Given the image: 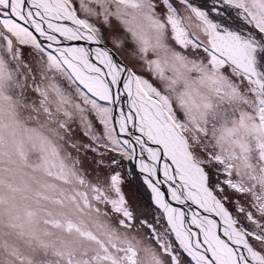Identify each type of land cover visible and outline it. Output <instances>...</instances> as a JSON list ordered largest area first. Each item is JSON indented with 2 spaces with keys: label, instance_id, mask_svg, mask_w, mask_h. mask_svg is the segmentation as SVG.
I'll return each instance as SVG.
<instances>
[{
  "label": "rangeland",
  "instance_id": "374dc122",
  "mask_svg": "<svg viewBox=\"0 0 264 264\" xmlns=\"http://www.w3.org/2000/svg\"><path fill=\"white\" fill-rule=\"evenodd\" d=\"M65 1L103 32L186 136L212 192L205 196L200 185L188 193L196 195L191 210L207 206L201 214L225 224L230 212L264 260V207L255 198L263 192L264 204V0ZM4 15L0 11V264H196L175 238L171 213L163 212L116 135L109 103L91 99L96 115L88 117L84 108L67 106L72 88H61L54 76L67 82L70 71L29 28ZM18 43L27 48L24 58L40 67L35 77L25 74L27 63L15 66ZM30 45L40 47L37 59ZM35 78L37 96L30 98ZM70 117L88 128L83 135L91 147L109 149L119 167L101 161L103 167L89 173L84 157L73 168L66 153L86 150L75 141L81 134L73 132ZM115 170L126 190L118 201L117 182L100 190ZM209 225L216 230L214 221ZM219 242L220 256L236 259L231 244ZM243 256L230 264L259 263Z\"/></svg>",
  "mask_w": 264,
  "mask_h": 264
},
{
  "label": "water",
  "instance_id": "95a60500",
  "mask_svg": "<svg viewBox=\"0 0 264 264\" xmlns=\"http://www.w3.org/2000/svg\"><path fill=\"white\" fill-rule=\"evenodd\" d=\"M0 7L7 10L16 21L29 28L40 43L59 58L74 80L89 95L109 103L118 138L131 153L132 163L143 175L153 196L158 198L156 188H163L175 197V199L162 197L161 209L166 215L173 214L175 210L182 212L180 217L185 219L182 222L184 224L179 226L174 222L176 230L174 228L172 230V222L169 218L170 227L178 244L196 264H230L233 260L244 258L243 255L249 258L251 252L261 257L259 262L264 264L262 256L250 247L244 232L233 223L230 212L225 214L227 224L222 223V218L217 216L212 218L214 216L210 212L211 218L201 214V212L205 213L204 210L208 211L207 206L197 211L191 210L195 207V194L190 195L189 201L191 202H189L184 201V198L176 193L179 192L177 187L182 185L177 173L165 175L162 172L165 168L163 160L171 153L174 156L171 160L174 167L181 161L188 175L199 177V184L195 185L193 191L199 192L196 188L204 185L205 191L211 192L207 186L206 174L202 166L195 161L186 136L176 125L170 113L145 90L131 66L116 50L104 43L83 20L77 17L65 0H0ZM147 101H153L155 106H149ZM146 111L151 115L155 112L159 116V119H156L158 122L160 117L166 113L176 125L179 142L177 143L176 139L173 140L169 132L162 130L165 138L170 137L172 144L167 143V148H165L161 145L163 141L156 137L152 143L157 148L156 153L154 155L152 152L144 153L146 162L141 163L139 159L141 151L135 139L139 128L146 120L144 118ZM185 170L184 173L187 174ZM190 211L197 215V221L190 222ZM171 214L170 217H172ZM172 219L174 221L173 217ZM213 221L217 224L215 225L217 235L210 237L203 223L206 222L209 227ZM237 237L241 244L235 241ZM219 241H227L231 244L236 259L233 257L223 259L219 255L222 252L219 249L222 245ZM238 248L242 252H239Z\"/></svg>",
  "mask_w": 264,
  "mask_h": 264
},
{
  "label": "trees",
  "instance_id": "16d2710c",
  "mask_svg": "<svg viewBox=\"0 0 264 264\" xmlns=\"http://www.w3.org/2000/svg\"><path fill=\"white\" fill-rule=\"evenodd\" d=\"M0 11H2L4 14H6V15H4L5 17H7V18H11V19H13L11 16H10V14H9V12L7 11V10H5V9H3V8H1L0 7ZM3 20V19H2ZM13 21H15V20H13ZM16 22V21H15ZM86 22H88V26L91 28V29H93L96 33H98V37L101 39V40H103L104 42H106V44L108 43V45L109 46H111V44H109V43H111L110 41H108L107 40V38L106 37H103L102 36V31L97 27V26H94L90 21H89V19H86ZM9 45V44H8ZM32 46V47H31ZM8 47V46H7ZM35 47V46H34ZM112 47V46H111ZM16 56H14V64H15V66H17L19 69H20V66L22 65V64H24V65H26V63H27V65H26V71H25V74L26 75H34V77H35V70L37 69H40V67H38L37 66V64L36 65H34L33 63H35L34 62V59H30V60H26L25 58H24V56H25V51H26V47H23V45H21V44H16ZM29 48V52L31 53V54H34L35 55V52H34V50L35 49H39L40 47H39V45H36V47L35 48H33V45H30V47H28ZM113 48V47H112ZM14 49V48H13ZM114 49V48H113ZM116 50V49H115ZM55 55V54H54ZM55 57L57 58V56L55 55ZM35 59H37L36 58V55H35ZM58 59V58H57ZM17 61H19L18 63H17ZM27 61V62H26ZM16 73V72H15ZM19 74H21V72L19 71ZM21 75H23V74H21ZM54 76V75H53ZM56 79H57V81H58V83H59V86L61 87V85L62 86H64V87H66V86H69V87H71L72 88V94H70V93H67V95L69 96V98H70V103H68L67 104V106L69 105V106H72V108H79V109H82V108H84V110L86 111V116L87 115H96L95 114V112H94V109L91 107V103L89 102L91 99L93 100V101H95V102H97V103H99V104H102V102L103 101H100V100H97V99H95L94 97H91L89 94H87L81 87H80V85L73 79V77L72 76H70V78L67 80V82H66V78H60V77H58V76H54ZM30 78V77H29ZM28 78V79H29ZM139 80H140V82H141V80L142 79H140L139 78ZM22 82V81H21ZM35 83V84H34ZM37 84V81H36V78H35V80H33L31 83H30V88H29V92H31V93H33V94H31V95H29V97L30 98H32V97H36L37 96V94L35 93V85ZM62 88V87H61ZM145 88V87H144ZM21 94H22V96H24L25 94H23V92H21ZM38 98V97H37ZM84 99V100H83ZM37 100V99H36ZM20 101H23L22 99H20ZM22 103V105H23V102H21ZM36 103V102H35ZM107 103V102H106ZM24 104H25V102H24ZM218 105V108H219V111H220V113H218V114H221L222 112H224L223 110H221L220 109V105L219 104H217ZM222 105V104H221ZM79 106V107H78ZM107 106L109 107V105L107 104ZM222 107L224 108V106L222 105ZM110 108V107H109ZM226 110V109H225ZM110 113V112H109ZM111 114V113H110ZM109 114V115H110ZM88 117V116H87ZM68 120H69V123L70 122H72V124H70L71 126H75L77 129L76 130H74L73 132H75V135H78V133L80 132V136H79V138L78 139H76L75 141H78L79 143H80V145L82 146V147H84V149L86 150V152L85 153H83V152H81L80 153V151H78V153H76V152H73V153H76V154H68V153H66V156L67 157H69V155L70 156H72L73 158V160H74V162H73V164L72 165H74L73 166V168L74 169H77V166L78 167H80L78 164H76L75 163V159H81V160H83L84 159V157L85 158H87L88 160H89V162H90V166H89V169H87V171L90 173L91 172V170H92V168H93V166H94V169H99L100 167H103V166H101V161H103V162H105V163H110V164H108V166H110V167H114V169H115V167H119L118 166V164H117V160H118V158H117V160H115V159H113V155H112V152H109L110 150L109 149H104V150H102V151H104V152H98V151H96V150H101V149H97V148H92L91 147V143H90V141H89V139L87 140L86 138H85V136L83 135L86 131H89L88 130V128H79V125H75V120H72V118L70 117V118H68ZM77 122H78V120H77ZM58 124H61L62 125V127L63 128H66L65 126H64V124L63 123H61V122H58ZM67 126V125H66ZM113 127H114V125H113ZM58 128V130H59V126L57 127ZM114 129V131H115V128H113ZM61 133H62V131H61ZM115 133H116V131H115ZM117 135V134H116ZM88 136V135H87ZM119 146V145H118ZM64 149V148H63ZM118 151H122L121 150V148H119L116 152H118ZM123 152V151H122ZM80 153V154H79ZM66 159V158H65ZM119 161V160H118ZM227 162H228V160H227ZM227 162L226 163H224V165L226 166L227 165ZM59 164H62V163H59ZM77 165V166H76ZM62 166H64V165H62ZM62 166H60V168L59 169H61L62 168ZM82 168V167H81ZM52 172V171H51ZM112 173H110L109 172V174H108V176H107V180H105V183H103V185H101L102 187L100 188V190L101 189H103V188H106V187H109V185H113L115 182H117L118 183V186L116 187V190L114 191V199L115 200H123V197H124V195H126V190H125V187H122V185H121V183L123 182V180H122V177L120 176V174L115 170V171H111ZM97 173V172H96ZM53 174V173H52ZM54 175V174H53ZM54 177H56V178H58L57 177V175H54ZM140 178V177H139ZM129 181V178L127 179V182ZM140 181L142 182V179L140 178ZM133 187H135L134 185H133V183L131 184ZM140 185H141V187H142V183H140ZM137 186V185H136ZM232 187L234 188V184H232ZM95 188V187H94ZM110 188H114L113 186H110ZM142 189H144V188H142ZM145 190V189H144ZM96 191V190H95ZM96 193L98 194V192L96 191ZM262 196H263V192H261V193H257L256 195H255V198H256V200H258V202H259V207H264V204L262 203ZM56 197V196H55ZM61 197H63V196H61ZM98 197V196H97ZM114 206H117V204H116V201H114ZM234 219L236 220V218L234 217ZM137 223V222H136ZM136 223H134V224H136ZM237 227L241 230V229H244L243 227H241L240 225L238 226L237 225Z\"/></svg>",
  "mask_w": 264,
  "mask_h": 264
},
{
  "label": "bare ground",
  "instance_id": "6f19581e",
  "mask_svg": "<svg viewBox=\"0 0 264 264\" xmlns=\"http://www.w3.org/2000/svg\"><path fill=\"white\" fill-rule=\"evenodd\" d=\"M147 102H148L149 106H151V107L155 106V103L153 101H147ZM151 116H152V118H151ZM144 118L146 120L144 121L142 126L139 128L138 133L136 134V139H135V141H136V143H137V145L141 151L140 152L141 155L139 157L141 163L146 162V159L144 158V153L152 152L153 155L156 153L157 148L152 144L153 140L156 137L160 138V140L163 141V143H161V145H163L165 148H167V143H171V141L169 140L170 137L173 140L176 139L177 143L179 142V137H178L179 134L176 130V125H174V123L171 121V119H169L167 116H165V115L161 116L160 120L158 122L156 119H159V116H157V114L155 112H153L151 115L150 112L146 111L144 114ZM161 130H163L165 132H169L170 137L165 138L163 133H158ZM129 142H131V141L129 140ZM172 159H174V156L171 153L165 158V160H163V165L165 166V168L162 170V172L165 175H174L175 173H177V177L180 179L182 185L180 187H177V189H179V192H176V193L179 194V196L181 198H184L188 195V200H189L190 194H188V193L192 192L193 189L195 188V185L199 184V179L195 178V176L188 175L189 173L185 169H183V165H182L181 161L174 167L171 164ZM184 170L186 171L187 174L184 173ZM193 177H194V180H193ZM184 186H185V188H183ZM202 191L204 192L205 196H208L207 192L205 191L204 185H202ZM156 195L158 196V198L163 197L165 199H170V198L175 199V197L173 195L171 196L163 188H156ZM181 213L182 212L180 210H175V212L173 214H171L172 217L174 218V222L179 226L184 224L182 222H183V220H185V219L180 217ZM190 215H191V218H190L191 221L190 222L197 221L198 218L192 212H190ZM204 229L208 231L210 237H215L217 235L216 230L212 229L211 225H209V227H208V225L205 224ZM225 229L228 230V228H225ZM211 240L213 241V239H211ZM248 260H249V262H251V261L259 262L260 258L256 254L251 252V255L248 258ZM257 264H261V262H259Z\"/></svg>",
  "mask_w": 264,
  "mask_h": 264
},
{
  "label": "flooded vegetation",
  "instance_id": "af4514ba",
  "mask_svg": "<svg viewBox=\"0 0 264 264\" xmlns=\"http://www.w3.org/2000/svg\"><path fill=\"white\" fill-rule=\"evenodd\" d=\"M97 194V193H96ZM98 195V194H97Z\"/></svg>",
  "mask_w": 264,
  "mask_h": 264
}]
</instances>
